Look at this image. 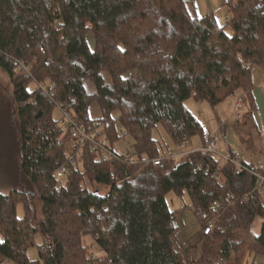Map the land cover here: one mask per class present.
Listing matches in <instances>:
<instances>
[{"label":"trees","instance_id":"1","mask_svg":"<svg viewBox=\"0 0 264 264\" xmlns=\"http://www.w3.org/2000/svg\"><path fill=\"white\" fill-rule=\"evenodd\" d=\"M189 2L0 0V68L12 85L20 158L18 186L0 191V263L255 264L264 256L256 176L202 149L169 157L156 135L161 125L177 147L198 135L205 147V128L185 104L191 97L217 104L242 90L244 117L257 110L250 92L253 68H264V0H224L223 23L212 11L195 14ZM92 102L98 118L89 116ZM59 103L114 151L130 136L131 152L103 160L90 143L78 145L62 115L54 118ZM65 164L59 188L55 172ZM171 191L188 192L200 223L204 214L213 220L209 234L201 227L195 243L180 241ZM38 231L44 240L31 261Z\"/></svg>","mask_w":264,"mask_h":264},{"label":"rangeland","instance_id":"2","mask_svg":"<svg viewBox=\"0 0 264 264\" xmlns=\"http://www.w3.org/2000/svg\"><path fill=\"white\" fill-rule=\"evenodd\" d=\"M194 2L197 9V5L202 7V2L205 5L215 6L214 14L218 20L223 23L227 18V7L223 5L224 0H190ZM202 9H199V16H202ZM89 42L91 46H94L93 34H89ZM87 85L89 89L93 88V81L91 78L87 79ZM262 90L264 98V87L258 86ZM12 91V85L9 81L7 74L0 68V191L6 192L14 187H17L16 175L19 168L20 158L18 144L15 139V133L12 121H14L13 111L11 109L10 102L8 100V94ZM236 98V99H235ZM229 96L223 101L212 104L206 100H199L195 97H191L186 100L185 104L189 110H191L200 119L205 133L207 136L209 133H216L220 138V145L217 157L221 163H225L221 157L222 154L235 153L238 157L253 163L256 167L264 168V103L261 102L258 113H252L247 119L244 117L249 112L248 106L245 103L243 108L237 109L235 106L236 100L239 97ZM243 99V97H242ZM61 109L55 108L54 118L58 121L61 118ZM89 116L92 118H98L101 116L100 105L97 102H92L89 106ZM228 119V123H222ZM66 131V128H63ZM159 130V134L157 133ZM156 130L157 138L160 141L162 152L167 150V146L170 150L178 151L177 145H175L169 135L165 132L163 127L159 125ZM69 141V138H67ZM133 140L130 136L116 141L113 144V148L120 154H126L131 152ZM203 146V137L201 135L195 136L192 139L191 144H188L184 149L186 151L200 149ZM172 151V152H173ZM169 154V153H168ZM167 154V155H168ZM66 183V179L61 180ZM100 192H106L105 188L101 186ZM168 205L171 209H181L177 216V221L182 224V232L180 235V241L182 243H195L198 239L196 235L197 231L201 228V223L198 216L194 213L192 206V200L188 192L183 193L171 191L166 196ZM17 213L19 216H24V206L20 202L17 205ZM261 217L256 219V230L261 227ZM1 236V235H0ZM44 236L41 231L36 232L34 242L27 249L28 259L35 261L39 257L38 246L43 242ZM84 242L91 244L92 239L90 235L84 237ZM95 247V246H94ZM259 255L258 257H262ZM0 264H12L9 260H3Z\"/></svg>","mask_w":264,"mask_h":264},{"label":"built area","instance_id":"3","mask_svg":"<svg viewBox=\"0 0 264 264\" xmlns=\"http://www.w3.org/2000/svg\"><path fill=\"white\" fill-rule=\"evenodd\" d=\"M26 68L28 67L26 66ZM243 104H244L243 99L241 97L236 100L235 106L237 109H241L244 106ZM58 107L61 109V112H62L61 123L65 124L67 127L69 126L72 129L73 131L72 135L76 137L75 139L78 145L85 146L87 143H90L92 145L93 150L99 152V158L103 160H107L112 157L119 158L120 156L119 153L118 152L116 153V151L112 150L108 146L107 142H99L95 140L96 132L91 131L93 132L91 133L89 130L88 131L86 130V126L84 124H79V122L73 117L74 115L72 114V108L70 106H62L59 103ZM187 145H188L187 143H181L178 146V151H173L169 153L167 156L173 157V158H179V157L184 156L187 153L194 151V150H189V151L184 150L187 147ZM219 145H220L219 136L216 133L214 134L210 133L207 135V143L205 147H202L201 149L217 156ZM129 157L130 156H128L127 158ZM221 157L225 161L233 163L237 171L244 170V171H250L251 173H253L256 176V185H255L254 191L258 195L264 197V173L255 171L254 169L250 168L246 163H244L238 157H232L229 154H222ZM77 158L78 159H76L75 157H72V162L73 163L79 162L81 160V155L78 154ZM134 159L136 158H132V160ZM162 159H163L162 157L153 158L150 160V162H153L154 164L158 165ZM202 168H203V163L198 162L196 163L194 167V171H198ZM69 172H70V168L67 164L60 166L56 170L55 178H56L57 185L59 188L63 186V183L61 181L62 178L68 175ZM201 227H202L203 235L209 234L213 227V220L209 219L206 214L203 215V222L201 223Z\"/></svg>","mask_w":264,"mask_h":264},{"label":"crops","instance_id":"4","mask_svg":"<svg viewBox=\"0 0 264 264\" xmlns=\"http://www.w3.org/2000/svg\"><path fill=\"white\" fill-rule=\"evenodd\" d=\"M192 1H194V0H192ZM215 6H211V5H205L203 2H202V7L200 6V5H197V9H196V7H195V4H194V2H191V5H190V8L192 9V11L195 13V14H197V15H199V9L201 8L202 9V13H204V11H206L207 13L208 12H214L215 11V8H214ZM205 12V13H206ZM206 13V14H207ZM203 15H205V14H203ZM228 16V15H227ZM252 80H253V84H254V86H253V88H252V90H251V96H252V100H254V102H256V105H257V109L259 108V107H261V102H263L264 103V98L262 99L261 98V94L263 95V93H262V90H260L259 88H258V86H263L264 87V68H261V67H254L253 68V72H252ZM243 95H244V92L242 91V90H237L236 92H235V94H234V98H235V96L236 97H239V98H241V97H243ZM236 99V98H235ZM261 101V102H260ZM255 113H258V110H256L255 111ZM245 115V114H244ZM228 121V119H226L225 121H223L222 123H228L227 122ZM210 134V133H209ZM202 148V147H201ZM200 148V149H201ZM195 149H197V148H193L192 150H195ZM243 161H245L246 162V160H244L243 159ZM248 162V161H247ZM246 162V163H247ZM255 264H264V256H262L261 258L260 257H257L256 258V262H255Z\"/></svg>","mask_w":264,"mask_h":264}]
</instances>
